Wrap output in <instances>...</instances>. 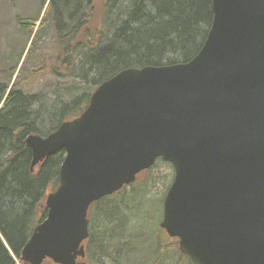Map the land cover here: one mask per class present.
<instances>
[{
	"label": "water",
	"instance_id": "95a60500",
	"mask_svg": "<svg viewBox=\"0 0 264 264\" xmlns=\"http://www.w3.org/2000/svg\"><path fill=\"white\" fill-rule=\"evenodd\" d=\"M213 21L187 63L122 70L85 111L46 137L32 164L64 151L28 264L77 263L91 205L172 165L160 227L190 264H264V0H212Z\"/></svg>",
	"mask_w": 264,
	"mask_h": 264
},
{
	"label": "trees",
	"instance_id": "16d2710c",
	"mask_svg": "<svg viewBox=\"0 0 264 264\" xmlns=\"http://www.w3.org/2000/svg\"><path fill=\"white\" fill-rule=\"evenodd\" d=\"M39 7L35 16L15 18L20 31L28 33V41L15 55L11 80L23 71L34 52L52 39L59 64L52 73L91 84L95 90L125 69L191 61L202 49L213 21L212 0H40ZM49 30L53 36H48ZM10 86L8 81L0 83V264H27L21 260L22 250L46 219V201L59 186L65 152L56 153L32 170L26 138L46 137L78 117L91 94L84 90L69 102L57 103L31 95L19 82ZM125 188L91 206L87 264H190L179 251L178 240L171 238L173 246L167 245L164 241L169 236L158 228L168 189L157 225L148 211L144 212V224L128 227L129 205L122 197ZM150 207L153 210L154 206ZM94 218L109 224L110 232L104 229L96 236ZM144 231L164 238L158 236L160 243L150 244V253L141 248ZM123 239L131 240V249L126 255H113L117 242ZM157 247L163 253H154Z\"/></svg>",
	"mask_w": 264,
	"mask_h": 264
},
{
	"label": "rangeland",
	"instance_id": "374dc122",
	"mask_svg": "<svg viewBox=\"0 0 264 264\" xmlns=\"http://www.w3.org/2000/svg\"><path fill=\"white\" fill-rule=\"evenodd\" d=\"M39 6L40 0H19L16 2L14 0H0V72H2L0 83L8 81L11 84L9 89H11L15 83L19 82V87H22L25 91H29L31 95L40 96L57 103H59L58 100L69 102L74 97L76 98L85 93L84 90L92 94L95 88H92L91 84L86 85L87 83L83 84L79 80L74 81L75 79H67L64 76L56 77L52 73L53 68L59 65L56 60V56L58 55L57 46L53 43L52 39L46 40L43 47L41 46L38 51L34 52L33 58L25 63L23 71H18L16 73L17 77L11 80V68L16 61L15 55L18 56L28 41V33L20 31V26L15 22V18L35 16L39 12ZM51 34L53 36V31L50 33L49 30L48 36L50 37ZM29 41L31 43L32 40L30 39ZM5 71L6 73L3 74ZM173 178V168L158 161L151 170L139 176L136 184L125 188L122 192V197L125 198V201L129 205V209L126 211V224L128 227H139L144 224V212L148 211L152 213L151 217L153 219L151 218V220H153L154 225L158 224L162 208V198L171 185ZM150 204L154 206L153 210ZM155 217L156 220H154ZM161 220L159 221V225ZM159 225L158 228H160ZM93 226L96 236L102 233L101 230L105 229V233H109V229H111L106 222L102 224L99 218H94ZM142 235L144 243L142 242L141 248L142 250H146L147 253L151 252L150 244L155 242L159 244L162 236L155 232H152L150 235L146 231ZM165 242L167 245L173 246L175 240L168 237ZM131 246V240L123 239L122 242H117L116 249L111 253L113 255H126ZM154 253L159 254L163 252L157 247ZM43 264L54 263L47 260Z\"/></svg>",
	"mask_w": 264,
	"mask_h": 264
},
{
	"label": "flooded vegetation",
	"instance_id": "af4514ba",
	"mask_svg": "<svg viewBox=\"0 0 264 264\" xmlns=\"http://www.w3.org/2000/svg\"><path fill=\"white\" fill-rule=\"evenodd\" d=\"M87 242H88V240H85V241L83 242V244H82V245L85 246V251H86ZM77 263H86V264H87V252H86V258H84V259H82V258H78V259H77Z\"/></svg>",
	"mask_w": 264,
	"mask_h": 264
}]
</instances>
